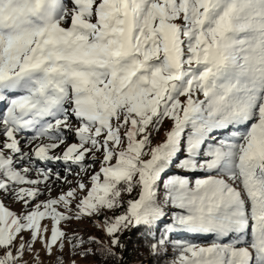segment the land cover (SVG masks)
<instances>
[{
    "label": "snow or ice",
    "instance_id": "obj_1",
    "mask_svg": "<svg viewBox=\"0 0 264 264\" xmlns=\"http://www.w3.org/2000/svg\"><path fill=\"white\" fill-rule=\"evenodd\" d=\"M126 233L264 264V0H0V264H128Z\"/></svg>",
    "mask_w": 264,
    "mask_h": 264
},
{
    "label": "rangeland",
    "instance_id": "obj_2",
    "mask_svg": "<svg viewBox=\"0 0 264 264\" xmlns=\"http://www.w3.org/2000/svg\"><path fill=\"white\" fill-rule=\"evenodd\" d=\"M170 122L169 121H165L164 125L162 126L161 132L157 135L156 140H154V143L161 140L163 138V133L164 131H166L167 127L169 126ZM69 179H71V177H69ZM57 192L59 191V189L56 190ZM56 192L53 193V195H55ZM10 204V206L14 207V208H18V205H12L11 202H8ZM71 229H80L81 234L82 235H89L92 234L93 232L96 231V229L94 228V226L88 222V221H84L83 223H77V222H73L70 226ZM201 243H207L208 241H204L201 240ZM87 246V245H86ZM37 248L40 247L39 244L36 245ZM41 257L43 260V264H50V262L52 260L55 259V256L53 257H47L44 255L43 252H41ZM71 259H75L77 261V264H93L92 258H82L80 256H71V254L69 253L68 249H65V255H64V261L65 264H68L69 260Z\"/></svg>",
    "mask_w": 264,
    "mask_h": 264
},
{
    "label": "trees",
    "instance_id": "obj_3",
    "mask_svg": "<svg viewBox=\"0 0 264 264\" xmlns=\"http://www.w3.org/2000/svg\"><path fill=\"white\" fill-rule=\"evenodd\" d=\"M125 242L128 244L125 253L128 264H153V257L148 253L139 233H126Z\"/></svg>",
    "mask_w": 264,
    "mask_h": 264
}]
</instances>
